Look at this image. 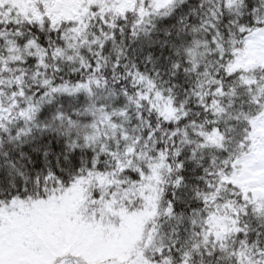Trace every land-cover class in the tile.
<instances>
[{"label":"snow or ice","instance_id":"1","mask_svg":"<svg viewBox=\"0 0 264 264\" xmlns=\"http://www.w3.org/2000/svg\"><path fill=\"white\" fill-rule=\"evenodd\" d=\"M0 264H264V0H0Z\"/></svg>","mask_w":264,"mask_h":264}]
</instances>
